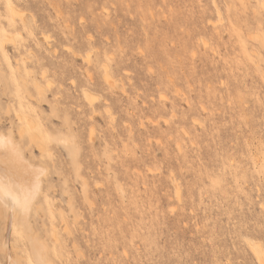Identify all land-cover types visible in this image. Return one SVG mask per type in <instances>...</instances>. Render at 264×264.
I'll use <instances>...</instances> for the list:
<instances>
[{
	"label": "rangeland",
	"instance_id": "1",
	"mask_svg": "<svg viewBox=\"0 0 264 264\" xmlns=\"http://www.w3.org/2000/svg\"><path fill=\"white\" fill-rule=\"evenodd\" d=\"M0 30V130L43 171L0 264L31 237L52 264H260L264 0H0Z\"/></svg>",
	"mask_w": 264,
	"mask_h": 264
},
{
	"label": "bare ground",
	"instance_id": "2",
	"mask_svg": "<svg viewBox=\"0 0 264 264\" xmlns=\"http://www.w3.org/2000/svg\"><path fill=\"white\" fill-rule=\"evenodd\" d=\"M7 5H8V11L10 13V18H9L10 22H9V24H10V26H16L17 22H16V15L15 14H18V13L15 10V8L13 7V5L10 3V1L7 2ZM20 22L24 23V21H23V19L21 17H20ZM22 26H23V24H22ZM2 32L5 33L4 31L0 30V33H2ZM9 40L10 39L8 38V36L5 35L4 36V40L2 41V45H5ZM69 49H72V48L69 47ZM87 58L89 59L90 56L88 55ZM44 66L46 67V65H44ZM42 75H43L42 76L43 78L47 79L46 75L44 76L43 70H42ZM16 82H17V80L15 79L14 76L9 78L8 76H5L4 74H2L0 72V83H2V84L4 83L5 86L8 87L11 84L16 85ZM49 83H50V81H48V83H46V84H48L50 86ZM37 89H38V92H39L40 95H44V91L41 90V86H38ZM18 92L20 93V91H18ZM87 92H88V90L86 92H84V96H85V98L90 100V95ZM95 102L97 103V101H95ZM22 105L23 104H21V103L19 104L20 107H22ZM98 105H99V103H98ZM96 113H97V111H96ZM29 115H30L29 113H25V112L24 113L22 112L20 114L18 113L17 119H18V123H19L18 124L19 125V134H20L19 137L25 138V136H28L29 142H32V139L34 138V136L37 137V139H41V138L42 139H49V137H47L45 135L46 133L44 134V132H42V133L40 132V133L36 134V133H33V131H31V129H34L35 125H37L38 123H36L37 119H36V122H35V120H33V117H31L32 115L31 116H29ZM38 130L40 131V129H38ZM12 131L9 132V133L3 134L4 132H2L0 130V217L3 216L2 215V211L3 210H5L4 213L7 212V211L10 212L9 217H8V227H12L15 222H16V224L19 223V225L26 224V221H27L26 220V218H27L26 215H27V212H28V209H29L30 205L32 206V204H31L32 200L40 197V196H38V197L34 198L36 196L37 192H38V182H37L38 180H37V177L43 172L42 169L35 168V167L31 166L33 163L30 165L26 161V159H24L25 156H24V152H23V147H21L22 145H19L18 142L14 141V139H16V138H14L15 136H13ZM34 132H35V130H34ZM36 132H37V130H36ZM42 139H41V142L43 141V143H44V140H42ZM50 139H52V138L50 137ZM24 140H22V141H24ZM69 140L65 136H59V137H56L52 141H56L57 143L62 145L64 148H66L67 150L70 151V150L73 149L72 148L73 146L71 147V145L73 143L71 141L72 144H70ZM38 141H37L36 145H38ZM25 145H26V142H25ZM41 145H43V144H40V146ZM27 147L29 148L28 145H27ZM27 147H26L25 151H27ZM44 148H47L46 145H44ZM42 149H43V146H41V151H42ZM69 154H70V152H69ZM73 154H74V151H73ZM43 155H45V154H43ZM71 157H72V155H71ZM25 158H27V157H25ZM39 167H41V166H39ZM44 177H47V176H44ZM40 180L42 181V179H40ZM43 184H45V183H43ZM41 185H42V182H41ZM41 190H40V192H41ZM40 192H38V193L40 194ZM40 195H42V194H40ZM45 195L47 196V194H45ZM38 200H40V198H38ZM41 200H43V199H41ZM41 203L42 202L40 201L39 202L40 206L42 205ZM34 205L36 207L35 203H34ZM37 206H38V203H37ZM33 207H32V209H33ZM41 207H42L41 209H43V206H41ZM38 208H39V206H38ZM32 209L30 208L29 211H31ZM41 209H39V210H41ZM21 226H23V225H21ZM17 227H19V226L17 225ZM27 227H28V225H27ZM23 228L24 227H22L21 229H23ZM28 237H31V236H28ZM28 240L30 241V243L32 245L31 246L32 248H30V250L32 249L33 256L31 258H34V261L36 262V264H52V262L49 260V258L46 255V246H45V244L41 243V242H38L37 241V237H36V239H34V238L32 239V237H31ZM251 247H252V249L254 251V252L253 251H251V252L255 253L256 258L258 259V262L260 264H264V258H263L261 249L258 248V246H256L255 244H252ZM252 249H250V250H252ZM14 260H16V259H14ZM14 263L15 262H13L12 264H14Z\"/></svg>",
	"mask_w": 264,
	"mask_h": 264
}]
</instances>
